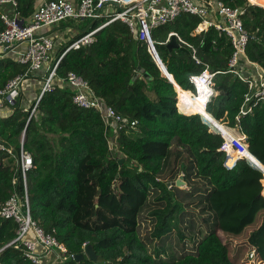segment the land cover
Instances as JSON below:
<instances>
[{
    "label": "trees",
    "instance_id": "1",
    "mask_svg": "<svg viewBox=\"0 0 264 264\" xmlns=\"http://www.w3.org/2000/svg\"><path fill=\"white\" fill-rule=\"evenodd\" d=\"M42 1L17 0L21 18L30 19ZM250 1L264 7V0ZM224 2L246 8L242 21L250 39L239 67L247 68L248 59L264 71V9L248 0ZM2 10L0 33L6 29ZM108 17L88 22L57 48L49 71L84 30L99 29ZM199 24L198 17L184 14L152 33L155 41L178 34L201 61L196 63L185 45V50H170L156 43L174 84L163 77L147 43L115 21L97 32L92 45L65 54L55 89L44 94L32 118L23 94L5 108L9 115L0 116L1 144L20 152L25 133L23 148L35 166L28 174L32 219L67 249L54 264H264V173L244 158L264 171V103L240 114L249 89L229 72L231 41L215 29L193 36ZM206 66L216 73L218 93L207 108L202 87L199 97L187 91L194 90L190 78ZM139 68L152 80L139 75ZM27 71L13 55L0 58V90ZM49 71L32 78L43 80ZM70 73L83 77L127 127H108L98 110L75 105L66 82ZM206 120L230 146L243 140L222 124L240 131L247 146L241 159L228 151L227 157L224 138ZM181 176L186 188L175 185ZM15 178L23 197L15 160L0 152V210L13 194ZM17 231L14 220L0 217V264H34L25 246L13 244ZM89 245L98 261H76Z\"/></svg>",
    "mask_w": 264,
    "mask_h": 264
},
{
    "label": "built area",
    "instance_id": "2",
    "mask_svg": "<svg viewBox=\"0 0 264 264\" xmlns=\"http://www.w3.org/2000/svg\"><path fill=\"white\" fill-rule=\"evenodd\" d=\"M248 2L250 5L264 9V7L254 4L250 0ZM1 8H3L1 18L6 29L0 33V58L13 55L20 64L28 65V71L25 75H20L11 80L4 90H0V111L8 105H14L23 94L24 83L34 79L32 76L35 73L42 72L53 61L52 54L56 47L55 38L39 35L41 30L69 22L74 24L95 23L104 18H109L108 16H111L109 22L97 30L84 33L82 37L68 47L50 71V68L47 69L49 73L43 78L44 85L34 101L29 104L23 98L25 111H31V118L36 114L44 94L55 89L57 68L65 54L71 50H79L82 47L92 45L96 40L97 32L115 21L126 24L132 34L146 42L154 60V53L158 55L155 44L167 45L172 36H176L178 43L181 46L189 47L193 51V59L196 63L201 64V61L196 57L195 48L184 42L178 34H165L157 41L152 38L154 30L172 24L184 14L200 19V24L192 34L193 36L205 34L210 29H215L230 39L234 53L229 61V72L234 73L243 83L247 84L249 89L240 114L247 115L252 112V107L264 103V71L262 68L248 59H246L247 68L239 67L240 60L245 57L246 47L250 39L242 21L246 8H232L227 6L224 0H43L28 20L21 18L18 13L17 0H0ZM215 78L216 73L212 72L208 66L201 74L190 78L194 90L187 91L193 93V97H199L201 95L200 87H202L207 99L205 108L211 99L218 95L215 91ZM66 82L74 90L73 101L75 105L83 109L98 110L108 127L116 129L117 126L120 129L127 127V121L118 117L112 108L98 98L83 77L70 73ZM179 97L178 92L177 107L181 111L178 106ZM201 116L204 118L203 115ZM131 126L135 127L136 123H132ZM219 134L225 140L222 150L228 154L225 148L227 139L222 132L219 131ZM24 136L25 133L22 134L20 152L0 143V152L8 154L15 160L24 188V196L22 197L17 191L19 179L13 180V194L0 210V217L6 220H14L17 223V238L13 244L25 246L26 256L29 260L34 264H54L56 260H60L67 253V249L54 237L47 235L32 219L28 197V174L35 166L32 155L23 148ZM245 139L244 137V141ZM233 145L236 144L233 143ZM1 252L0 250V254Z\"/></svg>",
    "mask_w": 264,
    "mask_h": 264
},
{
    "label": "rangeland",
    "instance_id": "3",
    "mask_svg": "<svg viewBox=\"0 0 264 264\" xmlns=\"http://www.w3.org/2000/svg\"><path fill=\"white\" fill-rule=\"evenodd\" d=\"M77 25L75 24L74 28L79 29V28H81V25H83V24H77ZM83 27L84 26H82V28ZM73 37H74V32L69 33L68 35H65V36L60 35L59 37H57V39H55V40L58 44V50L61 46L66 44V42H68L70 38H73ZM52 58L54 61L56 57L52 55ZM41 74L43 75V73H41ZM42 75H40V76H42ZM36 78H39V79L28 80L23 85L24 100L26 102H28L29 104L36 99L37 95L39 94L40 90L42 89V87L44 85V81L41 80V77L38 76ZM8 113H10V110L5 109L3 111H0V116H6V114H8ZM222 125L231 132V134L235 137L236 140H243L241 143H239L237 145V148H236V145H232V146L228 145L229 155L231 156V154H233L234 156L239 157V159H240V157L244 156V154L247 150V146L245 145V141H244V136H242V134L240 133V131L238 129L229 128L225 123ZM211 130L219 133V131L212 125H211ZM226 142H228V140H226ZM227 156H228V154H227ZM119 157L124 158L123 155H120ZM227 161H228V159H227ZM181 188H186V185L182 186ZM150 229H151V227L149 228L148 232L150 231Z\"/></svg>",
    "mask_w": 264,
    "mask_h": 264
},
{
    "label": "water",
    "instance_id": "4",
    "mask_svg": "<svg viewBox=\"0 0 264 264\" xmlns=\"http://www.w3.org/2000/svg\"><path fill=\"white\" fill-rule=\"evenodd\" d=\"M170 50H174V49H182V50H185V48H183L177 41V38L176 36H172L170 42L166 45ZM154 56H155V62L157 64V66L159 67V69L161 70L162 74H163V77H165L166 79H168L171 83L174 84V78L172 75H170V73L168 72V70L166 69L165 65L162 63L161 59L159 58V56L154 53ZM138 74L139 75H144V77L151 81L152 78L150 77L149 74H147L145 72V70L143 68H139L138 69ZM212 126H214L217 130H219V128L217 126H215L213 124V122H211L210 120H207ZM220 131V130H219ZM221 132V131H220ZM25 143V136H24V140H23V144ZM246 158L253 166H255L256 168H258L259 170H261L263 173L264 171L262 170V168L256 164L255 162H253L252 160H250L249 158L247 157H244ZM255 160H257L255 157H253ZM228 159V158H227ZM238 161V160H237ZM258 161V160H257ZM259 162V161H258ZM260 163V162H259ZM261 164V163H260ZM262 165V164H261ZM263 166V165H262ZM176 186L178 187H182L185 185L184 183V180H183V176L180 177V179L176 182L175 184ZM264 196V195H263ZM85 257H87L90 261L92 262H97L98 261V256L97 254L95 253L94 249H93V246L92 245H89L87 248H86V253L85 255H79L76 257V261H81L83 260Z\"/></svg>",
    "mask_w": 264,
    "mask_h": 264
},
{
    "label": "crops",
    "instance_id": "5",
    "mask_svg": "<svg viewBox=\"0 0 264 264\" xmlns=\"http://www.w3.org/2000/svg\"><path fill=\"white\" fill-rule=\"evenodd\" d=\"M71 22H69L68 24H70ZM67 24V23H66ZM74 24V23H73ZM87 24L88 23H86V24H83V25H81V28H82V26H84L82 29H86V27H87ZM77 25V24H76ZM78 26V25H77ZM80 28V29H81ZM79 29H77V28H74V26L73 27H70V26H68L67 28H62L60 25L59 26H54V27H48V28H44L43 30H41L40 32H39V35H48V36H50V37H53V38H55V39H57V37H59L60 35H68L69 33H72V32H74V36H76L77 35V33L79 32L78 31ZM86 31L84 30V33H85ZM70 40V39H69ZM55 42H56V40H55ZM57 48H58V44H57V42H56V47H55V50H54V52H53V56H55L56 57V53H57ZM56 59V58H55ZM51 66H50V64L49 65H47L43 70H42V72L44 73V74H46L47 73V69L48 68H50ZM28 104V103H27ZM25 105V104H24ZM5 110V109H4ZM1 111H3V110H1ZM10 113H8V114H6V116L7 115H9Z\"/></svg>",
    "mask_w": 264,
    "mask_h": 264
},
{
    "label": "bare ground",
    "instance_id": "6",
    "mask_svg": "<svg viewBox=\"0 0 264 264\" xmlns=\"http://www.w3.org/2000/svg\"><path fill=\"white\" fill-rule=\"evenodd\" d=\"M226 150L228 151V142L226 143V146H225Z\"/></svg>",
    "mask_w": 264,
    "mask_h": 264
}]
</instances>
